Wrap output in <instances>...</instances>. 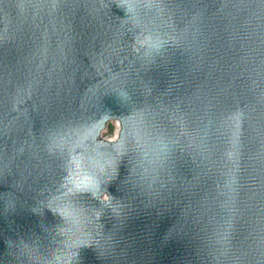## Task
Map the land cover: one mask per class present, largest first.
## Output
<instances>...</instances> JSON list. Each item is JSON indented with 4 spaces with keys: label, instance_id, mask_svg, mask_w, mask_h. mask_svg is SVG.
<instances>
[{
    "label": "water",
    "instance_id": "water-1",
    "mask_svg": "<svg viewBox=\"0 0 264 264\" xmlns=\"http://www.w3.org/2000/svg\"><path fill=\"white\" fill-rule=\"evenodd\" d=\"M119 3L0 0V264H264V0Z\"/></svg>",
    "mask_w": 264,
    "mask_h": 264
},
{
    "label": "clouds",
    "instance_id": "clouds-1",
    "mask_svg": "<svg viewBox=\"0 0 264 264\" xmlns=\"http://www.w3.org/2000/svg\"><path fill=\"white\" fill-rule=\"evenodd\" d=\"M118 7L123 8L126 11V15L131 14L134 12L135 10V4H134V0H120V3L117 4ZM155 47H158L159 44H155ZM97 187V183L95 181V179L91 176H87V179L84 183L81 184L80 187H76L77 191H93V189ZM105 201H107V197H105ZM51 211L54 214H58L61 218H63L65 221H69V217L64 215L61 211L56 210V209H51ZM87 246H91L88 242L85 243H81L79 246H77L76 248L72 249V251L74 252V255L72 257V260H75L78 256V249L81 247H87ZM68 264H72V261L69 260Z\"/></svg>",
    "mask_w": 264,
    "mask_h": 264
},
{
    "label": "bare ground",
    "instance_id": "bare-ground-1",
    "mask_svg": "<svg viewBox=\"0 0 264 264\" xmlns=\"http://www.w3.org/2000/svg\"><path fill=\"white\" fill-rule=\"evenodd\" d=\"M120 126H116L115 135L111 139H116L119 135Z\"/></svg>",
    "mask_w": 264,
    "mask_h": 264
},
{
    "label": "rangeland",
    "instance_id": "rangeland-1",
    "mask_svg": "<svg viewBox=\"0 0 264 264\" xmlns=\"http://www.w3.org/2000/svg\"><path fill=\"white\" fill-rule=\"evenodd\" d=\"M116 126L112 125L111 132H110V139L115 135Z\"/></svg>",
    "mask_w": 264,
    "mask_h": 264
}]
</instances>
